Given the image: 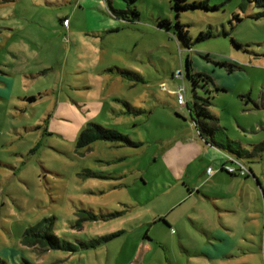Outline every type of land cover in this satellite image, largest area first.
Masks as SVG:
<instances>
[{
  "label": "rangeland",
  "instance_id": "obj_1",
  "mask_svg": "<svg viewBox=\"0 0 264 264\" xmlns=\"http://www.w3.org/2000/svg\"><path fill=\"white\" fill-rule=\"evenodd\" d=\"M189 3L208 9L0 0V264H264V8ZM196 97L217 142L248 150L243 175L200 138ZM51 218L77 250L23 243Z\"/></svg>",
  "mask_w": 264,
  "mask_h": 264
},
{
  "label": "trees",
  "instance_id": "obj_2",
  "mask_svg": "<svg viewBox=\"0 0 264 264\" xmlns=\"http://www.w3.org/2000/svg\"><path fill=\"white\" fill-rule=\"evenodd\" d=\"M256 3L259 8H264V0H256ZM173 5H174V9L178 12L193 9V8H205V9L207 8L208 9L207 4L204 5L201 3H189V0H173ZM119 14L123 15L124 13L123 11H121ZM133 15L136 17L139 16L136 10L133 11ZM263 16H264V12L258 14L257 18L263 17ZM166 23H168V21L163 20L160 26L163 27V25H165ZM178 27L183 30V26L181 24H178ZM187 76L196 86L201 81L205 82L206 84L213 83V79L211 78V76L207 74L191 73L190 62H187ZM31 99L32 101L36 100L35 98H31ZM195 99H196L195 108H196V114H197V118L195 120V127L199 133V136L207 144L211 146H215L223 150L235 152L240 157L243 156V154H246V156H248V154L243 153V151H234L233 146L229 141L227 142V144L217 142L216 133L219 131V127H211L208 125L209 121L217 120L215 117L210 115V113H208L207 111L208 108L211 106L210 100L199 98V97H196ZM91 126H92V131L95 130L100 133V135L97 138L106 139V140L120 139L122 141H125L129 145H131V143L128 141L126 137H123L116 132L103 130L101 127L96 126V125H91ZM89 132H91V129L90 128L86 129L84 133L82 134L81 138H86ZM229 175L236 176L232 174H229ZM250 175L256 178L251 169H250ZM257 184L260 185V183H258V180H257ZM53 230H54V219L53 218L44 219L40 221L35 227H32L26 231L24 238H23V243L27 246L40 245L45 250H53V249H56V250L62 249V250H71V251L77 250L75 247L67 245L66 243L62 242L54 234Z\"/></svg>",
  "mask_w": 264,
  "mask_h": 264
},
{
  "label": "built area",
  "instance_id": "obj_3",
  "mask_svg": "<svg viewBox=\"0 0 264 264\" xmlns=\"http://www.w3.org/2000/svg\"><path fill=\"white\" fill-rule=\"evenodd\" d=\"M63 25L68 27L69 25V20L65 19L63 21ZM178 75H180L183 78V74L177 73ZM164 87V86H163ZM177 99H178V104L180 106H186L187 104V98H186V90H185V84L183 83V85L181 87H179L178 92H177ZM235 167V169H234ZM222 170L226 171V173L232 174V175H236V176H240L243 175L244 173H246V169L243 165V163L236 159V158H231V157H226V161L224 162L223 166H222ZM208 173H212V169H208ZM239 174V175H238Z\"/></svg>",
  "mask_w": 264,
  "mask_h": 264
},
{
  "label": "crops",
  "instance_id": "obj_4",
  "mask_svg": "<svg viewBox=\"0 0 264 264\" xmlns=\"http://www.w3.org/2000/svg\"><path fill=\"white\" fill-rule=\"evenodd\" d=\"M65 19H67V17L66 18H64L63 19V21L65 20ZM70 26H71V22L69 21V25H68V27H65L64 25H62V27L64 28V29H66V30H68L69 28H70ZM201 138V137H200ZM202 139V138H201ZM202 141H204L203 139H202ZM220 141V140H219ZM218 141V142H219ZM205 142V141H204ZM219 143H224V142H219ZM205 144L207 145V146H210L209 144H207L206 142H205ZM213 147H215V146H213ZM217 148V147H216ZM218 149H220V148H218ZM233 149H234V151H243V153H248L247 151L248 150H246V149H243V148H240L239 150H236L234 147H233ZM221 151H225L226 153L227 152H229V154L231 155V156H233L234 158H237V159H239V160H241V161H244L245 159H243V158H246V157H248V158H250L251 156H246V154H243V156H238L235 152H231V151H228V150H223V149H220ZM221 155L223 156L224 154H219V156L221 157ZM253 171V170H252ZM254 173V172H253ZM255 175V174H254ZM228 177H230L231 179H233V178H236V176H228ZM227 177V178H228ZM229 179V178H228ZM197 193H199V192H197ZM217 198V197H216ZM215 198V199H216Z\"/></svg>",
  "mask_w": 264,
  "mask_h": 264
}]
</instances>
